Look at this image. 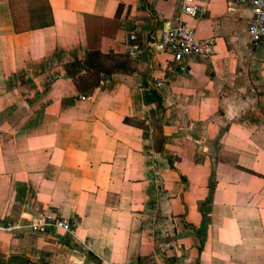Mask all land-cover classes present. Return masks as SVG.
<instances>
[{
	"label": "crops",
	"instance_id": "1",
	"mask_svg": "<svg viewBox=\"0 0 264 264\" xmlns=\"http://www.w3.org/2000/svg\"><path fill=\"white\" fill-rule=\"evenodd\" d=\"M193 2L191 21L180 0H0V221L20 227L0 264H167L160 244L264 264V47L247 3ZM179 22L211 59L170 61L159 37ZM94 51L124 70L83 94L69 65ZM42 210L74 236L31 233Z\"/></svg>",
	"mask_w": 264,
	"mask_h": 264
},
{
	"label": "built area",
	"instance_id": "2",
	"mask_svg": "<svg viewBox=\"0 0 264 264\" xmlns=\"http://www.w3.org/2000/svg\"><path fill=\"white\" fill-rule=\"evenodd\" d=\"M239 3H247L250 13V22L247 26L248 46L252 51L264 47V0H236ZM179 12L188 19L195 20L198 8L193 0H180ZM159 45L162 51L174 64H180L189 58L211 59L214 54L215 42L213 38H198L192 27L179 22L174 26L164 29L159 37ZM134 48L127 52L129 58H133ZM105 82V80H101ZM154 88H161L163 81L154 82ZM79 99H83L80 97ZM20 227L8 221H1L0 231L17 230ZM31 233H43L52 229L68 238L74 236L73 226L69 221L60 217L49 215L45 210L40 211L38 218L29 223Z\"/></svg>",
	"mask_w": 264,
	"mask_h": 264
},
{
	"label": "trees",
	"instance_id": "3",
	"mask_svg": "<svg viewBox=\"0 0 264 264\" xmlns=\"http://www.w3.org/2000/svg\"><path fill=\"white\" fill-rule=\"evenodd\" d=\"M100 58H102V56L96 51L87 52L85 53V59L83 63L74 61L69 65L72 75H76L80 71H87L88 73L94 74L95 76V83L91 87L77 85V90L79 92L86 94L88 90H90V88L94 87L97 84L98 81L105 80L113 72L124 70L121 68V65H111L109 67L103 66L100 63ZM79 80L80 79H78V81Z\"/></svg>",
	"mask_w": 264,
	"mask_h": 264
},
{
	"label": "rangeland",
	"instance_id": "4",
	"mask_svg": "<svg viewBox=\"0 0 264 264\" xmlns=\"http://www.w3.org/2000/svg\"><path fill=\"white\" fill-rule=\"evenodd\" d=\"M95 76L94 74H90L87 73L86 75L83 76V79L80 78V80L77 82V85L79 86H87V87H91L95 82ZM91 89V88H90ZM2 117H0V123L2 122ZM1 221H6V220H1ZM0 221V223H1ZM9 222V221H8ZM10 223V222H9ZM166 234V238H171V229H167L165 232ZM196 235H198V237H201L203 235V229L200 227L198 229V231L195 232ZM197 237V239H198ZM158 249L161 250V254L162 256L166 255V261L167 264H171L172 262H176V260H178L180 262V264H189L186 262V259L188 256H190L191 261L190 263H192L194 261V255H195V250H196V246H191V249L189 251H182L179 248H176V246H169V245H157ZM182 253V254H179ZM184 253V254H183Z\"/></svg>",
	"mask_w": 264,
	"mask_h": 264
},
{
	"label": "water",
	"instance_id": "5",
	"mask_svg": "<svg viewBox=\"0 0 264 264\" xmlns=\"http://www.w3.org/2000/svg\"><path fill=\"white\" fill-rule=\"evenodd\" d=\"M142 96H143V101L145 103H148L150 102L151 100H153L155 97L153 95V93L149 92V91H145L142 93Z\"/></svg>",
	"mask_w": 264,
	"mask_h": 264
}]
</instances>
